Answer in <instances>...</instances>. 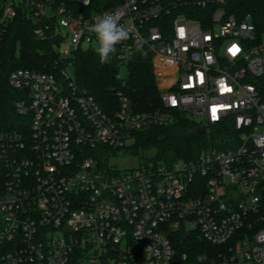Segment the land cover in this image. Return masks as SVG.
Returning <instances> with one entry per match:
<instances>
[{"label":"built area","instance_id":"built-area-1","mask_svg":"<svg viewBox=\"0 0 264 264\" xmlns=\"http://www.w3.org/2000/svg\"><path fill=\"white\" fill-rule=\"evenodd\" d=\"M225 1L119 0L87 15L54 0H0V73L20 6L38 39L48 29L62 37L60 59L91 48L88 27L112 16L130 32L119 63L145 47L163 105L138 112L119 91L107 113L77 86L70 61L57 73L12 70L8 84L22 93L15 111L28 127L0 133V264H172L178 232L211 246L179 264H264V19L227 15ZM179 111L205 129L230 122L237 137L195 160L112 164L136 134L172 124Z\"/></svg>","mask_w":264,"mask_h":264},{"label":"trees","instance_id":"trees-1","mask_svg":"<svg viewBox=\"0 0 264 264\" xmlns=\"http://www.w3.org/2000/svg\"><path fill=\"white\" fill-rule=\"evenodd\" d=\"M118 1L91 0L88 6H82L72 0H54L53 4L56 6L63 3L76 14L90 15L92 12L109 10ZM209 10L210 8H195L198 15L208 13ZM224 10L227 15H233L237 19L249 14L256 24H261L264 19V0H226ZM194 17L199 18L197 15ZM53 21L54 19L48 22L50 28ZM35 27L36 21L27 16L25 7L20 6L5 31L1 52L0 133L22 132L28 127L26 117L19 115L14 107L15 101L22 93L8 84L9 73L19 68L57 73L64 62L70 61L77 86L92 96L107 113L116 110L119 91L128 97L135 111L149 112L163 107L153 72L151 53L145 47L141 46L140 51L137 50V46L134 47V55H131L126 63L127 79L122 82L119 76L122 65L117 59V53L112 55L108 63L101 64L95 49L79 48L72 51L70 59L62 60L54 48V44L57 46L60 44L62 37L55 36L50 32L51 29H48L49 37L40 40L34 34ZM198 129V123L186 113L175 112V121L172 124L151 126L136 134L128 152L139 155L152 151V156L147 159L169 165L177 160H195L203 149L225 146L230 139L237 137L230 122L209 126L205 134L199 133ZM101 152L103 157L106 150ZM171 240L175 250L172 264H179L183 253L192 260L197 254L211 247L197 236L182 232L175 234Z\"/></svg>","mask_w":264,"mask_h":264},{"label":"clouds","instance_id":"clouds-1","mask_svg":"<svg viewBox=\"0 0 264 264\" xmlns=\"http://www.w3.org/2000/svg\"><path fill=\"white\" fill-rule=\"evenodd\" d=\"M90 33L95 34L97 47L95 51L99 56L101 64L108 63L114 53L117 51V45L130 38V32L125 26L118 23L112 16L97 18L94 23L88 27ZM141 50V46H137ZM134 55V53H130ZM146 55V53H142ZM78 219V217H77ZM73 221H70L72 223Z\"/></svg>","mask_w":264,"mask_h":264},{"label":"rangeland","instance_id":"rangeland-1","mask_svg":"<svg viewBox=\"0 0 264 264\" xmlns=\"http://www.w3.org/2000/svg\"><path fill=\"white\" fill-rule=\"evenodd\" d=\"M58 19H60V16H58ZM63 33H64V29H63ZM91 48L96 49L97 47V42L93 41L91 43ZM64 48L63 45L58 46L57 50L59 52H61V50ZM88 45H82V49H87ZM72 51H73V47H70V53H61V58L64 60H68L71 58L72 56ZM69 71L72 74V76L74 77V68L71 65L69 67ZM119 76L120 79L125 81L127 79L128 76V69L126 67V65H122L120 67L119 70ZM27 119V118H26ZM153 152L152 151H147L144 154H139V155H133L128 151H118L111 159L112 164L119 170H126V169H131V168H135L136 166L142 164L147 158H149L150 156H152ZM210 249H207L206 251H209Z\"/></svg>","mask_w":264,"mask_h":264},{"label":"water","instance_id":"water-1","mask_svg":"<svg viewBox=\"0 0 264 264\" xmlns=\"http://www.w3.org/2000/svg\"><path fill=\"white\" fill-rule=\"evenodd\" d=\"M23 92H24L25 94H27V93H28V89L25 88V89L23 90ZM198 132H199V133H202V134H205V132H206L205 127H204V126L199 127ZM147 140H148V138H147Z\"/></svg>","mask_w":264,"mask_h":264},{"label":"snow or ice","instance_id":"snow-or-ice-1","mask_svg":"<svg viewBox=\"0 0 264 264\" xmlns=\"http://www.w3.org/2000/svg\"><path fill=\"white\" fill-rule=\"evenodd\" d=\"M238 50V49H237ZM173 103H175V101H173Z\"/></svg>","mask_w":264,"mask_h":264}]
</instances>
